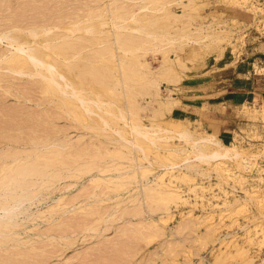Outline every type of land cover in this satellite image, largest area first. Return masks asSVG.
<instances>
[{"label": "rangeland", "instance_id": "rangeland-1", "mask_svg": "<svg viewBox=\"0 0 264 264\" xmlns=\"http://www.w3.org/2000/svg\"><path fill=\"white\" fill-rule=\"evenodd\" d=\"M166 1L175 15L169 21L164 11L154 12L150 0H0V32H8L9 27L12 32L11 26L16 23L24 29L32 20L37 30L50 29L49 35L41 39L49 38L47 41L53 45L70 40L63 37L69 34L64 26L70 27L73 20L94 21L100 19L101 12L109 22L111 12L106 8H119L120 12L123 8L128 11L126 18L138 15L139 23L128 20L129 31L119 29L116 36L109 35L114 33V27L105 25L106 40L103 39L107 44L101 46L95 43L102 37L96 32L99 30L95 34L94 30L93 34H73L76 37L72 42L80 44L77 49L85 47L76 56L80 60H73L75 72L68 74L74 82L81 65L88 75L95 64L101 68L100 61L91 58V52H97L95 46L96 50L97 46L104 48L100 51L110 47L117 33H133L136 39L142 36L147 42L145 45L142 38L135 40L134 45L140 42L145 50L138 49V62L113 49L116 70L109 72L113 76L106 72L101 78L94 76L110 86L106 90L112 95L103 93L111 96L113 105L103 96V108L95 105L96 111L82 118L79 108L75 111L65 106L66 94L45 91L47 79L39 74L40 67L28 64L27 69L24 67L27 71L14 73L6 60L0 64V264H264V109L253 103L237 107V122L228 135H219V128L207 127L198 120H173L174 108L183 104L182 93L190 95L187 86L191 77L213 69L216 60L223 64L222 56L231 54L227 50H233L239 59L248 42L264 34V0ZM156 13L164 18L159 19ZM154 14L160 20L156 25L148 21L155 18ZM161 21L166 30L161 28ZM149 22L154 26H148ZM144 24L148 30L157 27L152 31L159 35L166 32L167 37L156 40V35L150 38L152 34H144L149 31L140 33L134 29ZM179 34H187L188 38ZM89 38L94 39L87 41ZM166 38L177 41L170 45ZM15 50L8 39L0 38V53L11 55ZM53 55L56 62L52 56L47 57L52 63L54 60L58 70L69 65L63 56ZM124 59L134 61L135 68L139 65L137 70L143 73L139 80L145 85L137 84L143 88L132 101L127 96L129 87L118 82L124 78L119 69ZM179 61L185 62L183 70ZM169 66L176 78L168 72ZM102 75H107L109 83ZM105 108L124 110L127 119H133L129 122L138 121L151 132L163 128L162 135L172 134L164 135L168 140L158 138L155 144L150 139L143 140L142 150L127 141L135 138L124 120L115 123L116 118L112 121L110 116L105 125L98 115H111ZM111 121L116 127L110 126ZM177 129L191 131L195 137L210 135L223 146L233 148L235 155L209 165L193 161L190 168L182 164L170 169L168 165L181 164L189 156L183 151L189 144L174 137L179 133Z\"/></svg>", "mask_w": 264, "mask_h": 264}, {"label": "bare ground", "instance_id": "bare-ground-1", "mask_svg": "<svg viewBox=\"0 0 264 264\" xmlns=\"http://www.w3.org/2000/svg\"><path fill=\"white\" fill-rule=\"evenodd\" d=\"M36 1V0H35ZM18 2V1H17ZM28 2H30V1H28ZM150 2L153 4V6H152V8L154 9V12L155 11H164L163 13H164V15L166 16L165 17V19H167L168 21H169V18L171 17V15H174V12L171 14L170 13V9H169V7H168V5H167V1L166 0H150ZM177 2H181V3H183L182 1H177ZM180 3V4H181ZM18 4V3H17ZM16 4V5H17ZM32 4V3H31ZM184 4V3H183ZM182 4V5H183ZM186 4V3H185ZM29 5H30V3H29ZM147 6H143V8H146ZM181 7V6H180ZM13 8H15V4H14V6H13ZM17 8V7H16ZM22 8V7H21ZM32 8V7H31ZM23 9H25V8H23ZM113 8H110V9H108V8H106V10L108 11V10H110V12H111V16L109 15L108 16V18L110 19L109 20V22H107L105 19H107V18H104L105 17V13H103L104 15H101V12H100V15H98V14H96V15H98V17H100V19H95L94 21L92 20H90L91 18H87V19H84V18H79V19H76L77 21H69L70 23L68 24V25H70V27H66V26H64V28H65V30H68L67 32H66V34L67 33H69L68 35H63V37L65 38V37H67V38H70V40H68V41H65L64 42V45H58V44H56V45H53L52 43H51V41L50 42H48L47 40L49 39H46V38H43V39H41L42 37L41 36H48L49 34H47L48 33V31L50 30V29H47V27L45 28L44 27V29L42 30V31H40V30H37V28L35 27L36 25H35V21L34 22H29V23H27V21H26V28H22V27H18L17 25V23L15 24V25H13V26H11L10 24V26L11 27H14L13 29V31L12 32H10L9 33V30H10V27L9 26H7V27H9V29H8V32H3V30H1V32H0V38H2V39H8V42H9V44L10 45H12V46H14V47H16V50L13 52V53H11V55H8L7 53H0V64L4 61V60H6L5 62H8L9 63V65H10V68L12 69V71L14 70V73L15 72H17V73H23L24 71H27V70H25L24 69V67L26 66L27 67V65L28 64H32V65H34L33 66V68L34 67H40L41 69H39V70H41V71H38L39 72V74H41L44 78H46L47 79V85H46V92H49V93H55L56 91L57 92H61L62 94H66L67 95V98H65L64 97V99H65V101H64V104H65V106H67V107H70L71 106V110H72V108L75 110V111H78V110H76L75 108L77 107V109L79 108V110H81L80 111V113L81 114H79V116L81 117H84V114H87V113H90L91 111H96V106H99V108H103L102 107V104L103 103H101V100L102 101H105L104 99H103V96H105L106 97V95L103 93V92H107V90L106 89H108L110 86H107V85H104V82H101V81H97V79H95L96 77H94V76H97V75H99L98 77L99 78H101V74H105V72L106 73H108V76H110L113 72L111 71V70H116V69H114V65L116 64H114V62L112 63V59L114 58L113 56H114V51H113V49L115 48V49H117V50H121L122 52H124L125 53V55H131V57H130V59L132 58V60H135L136 61V59H138V56H137V54L139 53L138 52V49H140V48H142V45H141V43H140V45H139V43L137 44V45H134V44H136L137 42L135 41V40H140L141 38H142V36H141V38L140 39H136V36H133V33L132 34H125V35H122V33L123 32H120V33H117L118 35H117V37H113V38H115L114 40H113V42H112V45L111 44H108V45H110V47L109 46H106V47H108V48H105V50L107 49V51H105V50H103V51H100L101 49H104V48H101L100 49V46L103 44V43H106L107 44V42L105 41L106 39H105V37H103V33H104V30H103V28H105V25L106 26H112V27H114V29L112 28V30H114V33L112 34V33H110V32H108V33H110L109 35H113V36H116V32L120 29V31H121V29L122 30H125V29H127L128 30V28L129 27H131L130 25H131V22H129L128 20H132V21H134V22H138L139 23V18H138V15H136V14H131V17L129 18V17H127L126 18V16L127 15H124V14H126L128 11H124V9L122 8L121 9V12H120V10H119V8L118 9H116V10H112ZM18 10V9H17ZM16 10V11H17ZM31 9H29V11H30ZM15 11V12H16ZM42 11V10H41ZM103 11H105V10H103ZM107 11H106V15H107ZM9 12V11H8ZM10 12H11V10H10ZM31 12V11H30ZM109 12V13H110ZM12 13V12H11ZM41 13V12H40ZM78 13H80L79 11H78ZM159 13V12H158ZM162 13V12H161ZM162 13V14H163ZM46 14V13H45ZM44 14V15H45ZM160 14V13H159ZM16 15V14H15ZM48 15V14H47ZM96 15L94 16V17H96ZM177 16H178V14H176ZM182 15H184V13L182 14ZM46 16V15H45ZM84 16V15H83ZM82 16V17H83ZM142 16H145L144 14L142 15ZM140 17V18H144V17ZM154 16H155V14H154ZM156 16H158L157 15V13H156ZM155 16V18H157ZM161 16V17H160ZM160 16H158L159 17V19L160 18H164V17H162L163 15H160ZM175 16V15H174ZM27 17V16H26ZM31 17H32V15H31ZM85 17V16H84ZM154 17H153V19L151 20H148V21H152V23L154 24V25H156L157 23H160V22H157L156 23V21H160V20H158V18L157 19H155ZM174 18V17H173ZM93 19V18H92ZM119 19H121V20H119ZM164 19V21H166ZM172 19V18H171ZM24 20V19H23ZM35 20H36V18H35ZM108 20V19H107ZM143 20V22H144V19H141V21ZM162 21H163V19H161ZM12 21L13 20H11L10 22L12 23ZM20 21V20H19ZM90 21L92 22V24H90ZM119 21H121V22H119ZM146 22H147V19L145 20ZM161 21V22H162ZM14 22H15V20H14ZM24 22V21H23ZM95 22H96V24H95ZM146 22H144L145 24H146ZM19 23V22H18ZM49 23H51V22H49ZM97 23H98V25H97ZM148 23V22H147ZM149 23H151V22H149ZM152 23H151V25L149 24L148 26H154V25H152ZM40 24V23H39ZM46 24V23H45ZM65 24V23H64ZM108 24H110V25H108ZM140 24H142V23H140ZM139 25V26H141V27H138L137 25H136V27H134V29H136L137 31H139L140 33H142V32H144L145 30H147V32L148 33H144V34H152V35H150V38L152 37H154V35H156L155 37H154V39H156L157 40V37H158V39H160V38H162V36L163 37H167V34H165L166 32H164V34H162L161 32H160V30H159V32L161 33L160 35H161V37H160V35H159V33H156V32H154L155 30H156V28L157 27H151L154 31H152V29L151 30H148L149 28L147 27V25ZM162 24H164V22H162ZM162 24H161V28L163 27V30H166L165 28H167V27H165V24H164V26H162ZM4 25V24H3ZM42 25H44V24H42ZM41 25V26H42ZM47 25H48V23H47ZM51 25V24H50ZM62 25V24H61ZM92 25V26H91ZM20 26V25H19ZM22 26V25H21ZM39 26V25H38ZM37 26V27H38ZM56 26V25H55ZM104 26V27H103ZM40 27V26H39ZM165 27V28H164ZM1 28V27H0ZM2 28H4V27H2ZM5 28H6V26H5ZM43 28V27H42ZM57 28V27H56ZM63 28V27H62ZM67 28V29H66ZM160 28V26L158 25V29ZM160 28V29H161ZM40 29V28H39ZM26 30V31H25ZM52 30V29H51ZM61 30H63V29H61ZM64 30V31H65ZM93 30H94V34H95V30H99V31H96V32H98L99 34H102V37L100 36L99 38L100 39H98V42H95L97 45H100V46H97V47H99V49L98 50H96V46L94 47V49H95V51H97V52H94L93 53V51L91 52L92 54H93V56L91 57L93 60H95V59H97V60H99L100 62V67L101 68H99L98 66L96 67V65H98V64H95L92 68L93 69H91V71H93V72H91V71H88V72H91L92 74H85V70L83 71V66H82V68L83 69H80L81 68V66L80 67H78V65H77V67H78V69L80 70L78 73H79V75L78 74H76L75 73V76H76V78H77V80L75 79V82L73 81V78H71V77H69L68 76V74H70V73H73V72H75V66L73 65V60L76 58V60H80V59H77V55H79L80 56V54H81V50H82V48H85V47H81V49L80 48H78L77 49V47H80L78 44H76V42L74 41V42H72V40L71 39H73L74 37H76V35L73 37V34H75V33H77V32H82V33H84V32H86V33H92L93 32ZM102 30V31H101ZM109 30V29H108ZM5 31H7V30H5ZM11 31V30H10ZM126 31V30H125ZM129 31V30H128ZM127 31V32H128ZM119 32V31H118ZM138 32V33H139ZM53 33V32H52ZM52 33H50V35L52 34ZM55 33V32H54ZM58 33H60L61 34V32H58ZM63 34H65V32H62ZM88 33V34H89ZM126 33V32H125ZM129 33H131V32H129ZM56 34V33H55ZM55 34H54V36H55ZM93 34V33H92ZM108 35V34H107ZM181 37L183 36V34L181 35V34H179ZM186 36H183L182 38H186L188 35L187 34H185ZM56 36H57V34H56ZM144 36V35H143ZM51 37V36H50ZM58 37V36H57ZM61 37H62V34H61ZM77 37L79 38H83V37H81V36H78L77 35ZM93 37V36H92ZM145 37V36H144ZM52 38V37H51ZM56 38V37H55ZM64 38H62V39H64ZM86 38V37H85ZM88 38V37H87ZM105 40H104V39ZM147 38V37H146ZM145 38V39H146ZM188 38V37H187ZM189 38H190V36H189ZM57 39V38H56ZM80 39V40H81ZM94 39V38H93ZM93 39H91V40H93ZM97 39V38H96ZM143 39V38H142ZM162 39H164V38H162ZM50 40V39H49ZM90 40V38L87 40V41H91ZM148 40H149V38H148ZM166 40H168L169 41V43H170V45H173V44H175L176 43V41H177V39H173V38H166ZM188 40H190V39H188ZM83 41V40H82ZM112 41V40H111ZM141 41V40H140ZM143 41H145V43L143 42ZM143 41H142V44L144 43L145 45H146V40H144L143 39ZM150 41V40H149ZM172 41H174V42H172ZM57 42V41H56ZM92 42V41H91ZM90 42V43H91ZM156 42V41H155ZM182 43L184 42L183 40L181 41ZM39 43V44H38ZM55 43V42H54ZM57 43H59V42H57ZM81 43V42H80ZM94 43V41H93V43H91L92 44V46H94V45H96ZM36 44H38V45H41V47L40 46H36ZM60 44V43H59ZM81 44H83V43H81ZM86 44V43H85ZM143 44V45H144ZM152 44V43H151ZM178 44V43H177ZM78 45V46H77ZM89 45V44H88ZM149 45V44H148ZM180 45H181V43H180ZM85 46V45H84ZM105 46V45H104ZM111 46H112V48H111ZM141 46V47H140ZM149 47V46H148ZM153 47V46H152ZM155 47H156V44H155ZM87 48V47H86ZM89 48V47H88ZM150 48H151V46H150ZM158 48V47H157ZM160 48V47H159ZM182 48V47H181ZM180 48V49H181ZM143 49V48H142ZM145 49H147V47L145 48ZM84 50V49H83ZM88 50V49H87ZM86 50V51H87ZM148 50V49H147ZM162 50V48L161 49H158V51H161ZM111 51H112V53H111ZM137 51V52H136ZM143 51H145L144 49H143ZM149 51V50H148ZM157 51V52H158ZM107 52H108V54H107ZM83 53H85V51L83 52ZM82 53V54H83ZM87 54H88V51L86 52ZM110 53V54H109ZM53 54H55V55H59V56H63L64 57V60L67 62H64V60L62 61V59L60 60V61H62L63 63H66V64H69V65H67L66 67H63V69L62 70H58V67L55 65V64H53L54 63V60H55V62H56V59L53 57L54 55ZM91 54V55H92ZM154 54V53H153ZM53 55V56H52ZM124 55V56H125ZM135 55H136V57H135ZM50 57V56H52L53 57V63H52V61L48 58V57ZM77 56V57H76ZM128 56H126V57H128ZM82 58V57H81ZM84 58H85V56H84ZM95 58V59H94ZM133 58H135V59H133ZM87 59V58H86ZM126 59V58H125ZM125 59H124V61L122 62L123 63V65H126V66H123L122 64H120V63H118L117 65H119L120 64V68L119 69H121L122 71H121V73H123V76H124V78H123V80L121 79V80H119L118 82L120 83V84H122L123 82V84L125 85V87H129V92H127L128 93V98H129V100L131 99V101H132V98H134L135 96H134V94L138 91V90H140V89H142L141 87L139 88L138 87V83H140V86L142 85V86H144L145 84L144 83H142L140 80H139V78H141L140 76L143 74V73H140L141 71H139L140 70V66L138 65V63H136L137 65H138V67L137 68H135V62L134 61H131L130 63H129V61H125ZM91 60V59H90ZM117 60H119L118 58H117ZM123 60V59H122ZM122 60H119L120 62L122 61ZM75 61V60H74ZM86 61V60H85ZM84 61V62H85ZM176 61V60H175ZM177 61H178V59H177ZM188 61H190V60H188ZM4 62V63H5ZM83 62V61H82ZM93 62V61H92ZM116 62V61H115ZM125 62H127L126 64H124ZM132 62H134L133 64H132ZM136 62H138V61H136ZM181 62V63H180ZM57 63L59 64V62L57 61ZM77 63V62H76ZM88 63H90V61L88 62ZM94 63V62H93ZM102 63V64H101ZM104 63V64H103ZM141 63V62H140ZM183 63H185L184 61H179V64L181 65H179V64H177V65H179L180 66V68H181V70H183V68H184V65H183ZM65 64V65H66ZM71 64V65H70ZM32 65H31V67H32ZM88 65L89 64H87V67H88ZM105 68V70L106 71H104V73L102 72V69H103V67ZM117 65H116V67H117ZM142 65V64H141ZM4 66V65H3ZM9 67V66H8ZM7 67V68H8ZM25 67V68H26ZM29 67V66H28ZM61 67V66H60ZM85 67H86V65H85ZM91 67V66H90ZM119 67V66H118ZM140 67V68H139ZM2 67L0 66V69H1ZM30 68V67H29ZM37 68V69H38ZM107 68L109 69V68H111L110 70H108V72H107ZM9 69V68H8ZM27 69V68H26ZM42 69H45V70H43V71H46L47 72V75L45 74L46 72H42ZM137 69H139V70H137ZM33 70V69H32ZM35 70H36V68H35ZM34 70V71H35ZM88 70V69H87ZM86 70V71H87ZM30 71V70H29ZM111 71V74H109V72ZM138 71V72H137ZM115 72H117V71H115ZM168 72L169 73H175L174 72V70H172V68H171V66H169L168 67ZM27 73V72H26ZM29 73H31V71L29 72ZM83 73V74H82ZM94 73V74H93ZM140 73V74H139ZM32 74H33V72H32ZM120 74V73H119ZM74 75V74H73ZM78 75V76H77ZM117 75V74H116ZM116 75L114 76V77H116ZM140 75V76H139ZM70 76H72V75H70ZM103 76L104 75H102V78H103ZM111 76H113V75H111ZM175 78H176V74H174L173 75ZM105 77H106V79L108 78L107 77V75L106 76H104V78L103 79H105ZM114 77H110V78H114ZM99 78H98V80H99ZM78 79H79V83H76V81L78 82ZM105 79V80H106ZM111 79V80H112ZM116 79V78H115ZM142 79V78H141ZM110 80V79H109ZM46 81V80H45ZM104 81V80H103ZM106 81H108V79L106 80ZM106 81H105V83H106ZM113 81H115V80H113ZM87 84H86V83ZM111 82V81H110ZM118 82L117 81H115V84L117 83V85H118ZM108 83H109V81H108ZM114 83V82H113ZM78 84V85H77ZM81 84V85H80ZM110 84H112V82L110 83ZM119 84V85H120ZM138 84V85H137ZM87 85V86H86ZM100 85L102 86V88L100 87ZM109 85V84H108ZM123 85V86H124ZM98 86V87H97ZM104 86H106V88L104 89L103 87ZM138 87V89H137V87ZM108 87V88H107ZM114 87H115V85H114ZM114 87H112V85H111V88L113 89ZM99 88H101V89H98ZM128 89V88H127ZM90 90V91H89ZM115 90V89H114ZM91 91L92 92H94L95 93V95L94 96H92V93H91ZM127 91V90H126ZM111 92V91H110ZM115 92V91H114ZM113 92V93H114ZM61 93H60V95H61ZM56 94V93H55ZM107 95H110V94H108V92L106 93ZM57 95H59V94H57ZM112 95V94H111ZM114 96L115 95H117L116 93L115 94H113ZM52 96V95H51ZM113 96V97H114ZM60 97V96H59ZM108 97V96H107ZM106 97V99H107V101L110 99L109 97H111V96H109L108 98ZM115 97H117V96H115ZM114 97V98H115ZM61 98V97H60ZM113 98V99H114ZM136 98V97H135ZM106 101V104H108L109 105V107L110 108H112V105H113V103L111 102L112 101V99H110V101L109 102H111V104L110 103H108ZM168 102H166L167 103V105L168 104H170V100L168 99L167 100ZM114 102V101H113ZM135 103V102H134ZM96 105V106H95ZM105 105V104H104ZM107 105V106H108ZM111 105V106H110ZM115 105V104H114ZM130 105H132V104H130ZM135 105V104H134ZM137 105V104H136ZM165 105V104H164ZM104 107H106V105L104 106ZM133 106H131V108H132ZM136 107V106H135ZM109 108V110L107 111V109L108 108H105L104 110H106L107 111V113L108 114H111V115H109L108 117H105L104 118V115H101V114H98V113H100L99 112V110H98V115L99 116H101V118L105 121L104 123H105V125H108L109 124V122H110V120H108L109 119V117L110 116H112V117H110V119L113 121L115 118V120L114 121H116L115 123H117L118 122V120L119 119H121L122 121L124 120V122H125V124H128V126L130 127V133H132L133 134V138H135V139H126V135H125V137H124V135H123V138L125 139V140H127V141H131L135 146H137V147H140L142 150H144V142L145 141H143V140H151L154 144L157 142L156 140H159L158 138H160V140L161 139H165L166 137H164V135H167V134H172V132H170V133H167V134H164V135H162L161 134V132H163L164 130H163V128L162 129H155L153 132H151V131H149V130H147V129H144L140 124H139V122L138 121H136V122H138V123H136V122H134V121H130L129 122V120H131L129 117H128V119H127V117H126V113H124L122 110H120L119 111V109L117 110V111H114L115 109H110ZM120 108V107H119ZM165 108V107H164ZM116 109H117V107H116ZM122 109V108H121ZM127 109V108H126ZM74 110H73V113H75L74 112ZM130 110V109H129ZM131 111V110H130ZM83 112V113H82ZM77 113V114H76ZM75 114L76 115H78V112H76ZM102 113V112H101ZM106 113V112H105ZM103 114H104V112H103ZM134 114H135V112H134ZM136 115V114H135ZM138 115V114H137ZM136 115V116H137ZM128 116V115H127ZM81 117V118H82ZM108 118V119H107ZM86 120V119H85ZM133 120V119H132ZM111 121V123H110V126H111V124L113 123ZM120 121V120H119ZM119 124V123H118ZM114 124H112V126H113ZM117 125V124H116ZM116 125H114L115 127H116ZM122 127V126H121ZM120 127V129L119 130H121L122 128ZM116 129V128H115ZM112 130H113V128H112ZM122 130H124V129H122ZM168 131H169V129H167ZM167 130H166V132H167ZM178 130V129H177ZM173 131H175V130H173ZM179 131V133L177 134V135H174V137L176 136V137H178V139H180V140H183V141H185L186 143H188L189 144V147L187 148L186 147V149H183V151H187V154H185V155H189V156H187V158H186V160L183 162V163H181V164H175V163H171L170 165H168L167 167H169L170 169L172 168V169H174V168H180V167H182V164H184V166L186 165V164H188L187 165V167L186 168H188V166H189V168H190V166L192 165L191 163L193 162V161H195V162H199V163H201V164H208V163H211V162H218V161H220V160H222L223 158H232V157H234V149L233 148H231V147H225V146H223L222 144H220V143H218V141H216L213 137H211L210 135L209 136H199V137H195V134H193L191 131H188V130H182L181 129V131L180 130H178ZM120 132V131H119ZM118 132V133H119ZM127 132V131H126ZM165 132V131H164ZM129 133V132H128ZM129 133V134H130ZM174 134V133H173ZM176 134V133H175ZM130 136V135H129ZM173 136V135H172ZM171 136V137H172ZM173 137V138H174ZM168 138H169V136H168ZM167 139V138H166ZM137 142H136V141ZM168 140V139H167ZM167 142V141H166ZM144 143V144H143ZM159 144V143H158ZM187 145V144H186ZM214 145H217L216 147H214ZM181 149V150H182ZM176 151V150H175ZM182 153V152H181ZM186 153V152H185ZM191 154V155H190ZM225 158V159H226ZM227 158V159H228ZM240 162V161H239ZM191 164V165H190ZM242 164V163H241ZM209 165V164H208ZM195 167V166H194ZM192 168V167H191ZM162 185V184H161ZM149 187H151V186H149ZM150 189V188H149ZM151 194V193H150Z\"/></svg>", "mask_w": 264, "mask_h": 264}, {"label": "crops", "instance_id": "crops-1", "mask_svg": "<svg viewBox=\"0 0 264 264\" xmlns=\"http://www.w3.org/2000/svg\"><path fill=\"white\" fill-rule=\"evenodd\" d=\"M248 43L239 59L227 50L231 54L222 56L223 64L216 60L213 69L190 78V95L182 93L183 104L174 108L173 120H198L219 128V135H228L237 122V107L253 103L264 109V34Z\"/></svg>", "mask_w": 264, "mask_h": 264}]
</instances>
